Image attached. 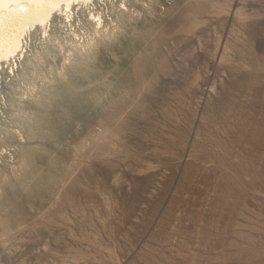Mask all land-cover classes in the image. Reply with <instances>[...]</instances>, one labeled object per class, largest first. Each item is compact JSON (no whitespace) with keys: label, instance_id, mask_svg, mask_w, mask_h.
<instances>
[{"label":"rangeland","instance_id":"374dc122","mask_svg":"<svg viewBox=\"0 0 264 264\" xmlns=\"http://www.w3.org/2000/svg\"><path fill=\"white\" fill-rule=\"evenodd\" d=\"M23 50L0 264H264V0H93Z\"/></svg>","mask_w":264,"mask_h":264},{"label":"bare ground","instance_id":"6f19581e","mask_svg":"<svg viewBox=\"0 0 264 264\" xmlns=\"http://www.w3.org/2000/svg\"><path fill=\"white\" fill-rule=\"evenodd\" d=\"M93 0H0V68L2 61L20 56L24 51L26 35L33 28L44 27L56 11L64 13L71 21L77 7L92 5ZM97 26L102 16L94 15ZM1 74V71H0Z\"/></svg>","mask_w":264,"mask_h":264}]
</instances>
